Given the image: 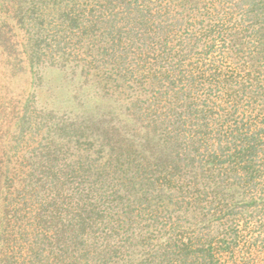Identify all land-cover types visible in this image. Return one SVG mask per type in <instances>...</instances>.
Returning a JSON list of instances; mask_svg holds the SVG:
<instances>
[{"label": "trees", "instance_id": "obj_1", "mask_svg": "<svg viewBox=\"0 0 264 264\" xmlns=\"http://www.w3.org/2000/svg\"><path fill=\"white\" fill-rule=\"evenodd\" d=\"M25 1L22 56L83 62L136 129L49 112L3 153L0 264H264V0Z\"/></svg>", "mask_w": 264, "mask_h": 264}, {"label": "rangeland", "instance_id": "obj_2", "mask_svg": "<svg viewBox=\"0 0 264 264\" xmlns=\"http://www.w3.org/2000/svg\"><path fill=\"white\" fill-rule=\"evenodd\" d=\"M14 1H18L23 6L28 4L25 0H2V7L0 6V21L3 18L0 47L13 46L5 52L11 54L3 53L0 48V157L3 153L11 154V149H16L21 158L22 154L25 155L27 146H30L29 149L35 147L39 150L40 145L45 141V126L50 124V119H47L49 112H53L56 116L63 113L68 116L70 114L95 116V119L110 113L109 116L123 129H136L126 112L127 94H124L122 89L117 88L115 91L111 82L108 86L107 83L101 85L94 75L86 77L81 74L83 62L72 60V63H68L69 65L64 68H56L51 64L53 62L51 58H45L44 61L51 60L47 63L42 59L22 56L21 52L27 53L25 43L27 33L18 29L19 25L13 21L17 22V14L6 11ZM7 16L9 19L6 18ZM14 44H17V47ZM79 50L84 59V51L81 47L77 48V52ZM88 60L86 57V61ZM29 96H33L34 99L33 103L29 102L27 105L28 110L33 113L30 120L27 114V118L24 119L21 111L24 109L23 101ZM17 111L18 114H22L19 121L14 117ZM129 135L130 139L136 138L130 133ZM26 142L27 145L22 147L21 145ZM19 149H23V152L20 153ZM26 155L25 158L32 157ZM24 162L27 163L26 160Z\"/></svg>", "mask_w": 264, "mask_h": 264}]
</instances>
